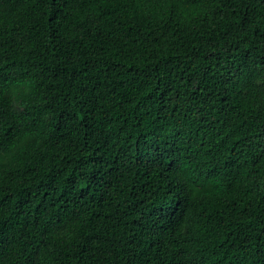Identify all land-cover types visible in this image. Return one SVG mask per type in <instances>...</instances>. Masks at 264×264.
Masks as SVG:
<instances>
[{"label": "trees", "instance_id": "1", "mask_svg": "<svg viewBox=\"0 0 264 264\" xmlns=\"http://www.w3.org/2000/svg\"><path fill=\"white\" fill-rule=\"evenodd\" d=\"M264 0H0V264H264Z\"/></svg>", "mask_w": 264, "mask_h": 264}, {"label": "snow or ice", "instance_id": "2", "mask_svg": "<svg viewBox=\"0 0 264 264\" xmlns=\"http://www.w3.org/2000/svg\"><path fill=\"white\" fill-rule=\"evenodd\" d=\"M169 2H171V0H169ZM262 154H264V153H262Z\"/></svg>", "mask_w": 264, "mask_h": 264}]
</instances>
